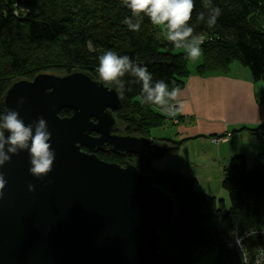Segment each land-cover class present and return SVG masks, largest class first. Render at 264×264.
<instances>
[{
	"label": "trees",
	"instance_id": "trees-1",
	"mask_svg": "<svg viewBox=\"0 0 264 264\" xmlns=\"http://www.w3.org/2000/svg\"><path fill=\"white\" fill-rule=\"evenodd\" d=\"M194 5L186 25L193 29L192 35L180 43L184 47L193 38L204 36L196 73H225L236 62L249 70L253 81L264 84V0H194ZM217 8L220 15L209 27ZM126 17L132 24H140L139 31L128 29L123 23ZM178 49L166 40L165 30L154 26L144 13L132 16L123 0H0V126L5 113L2 97L13 82L31 80L40 73L63 76L73 72L101 81L98 58L109 50L127 55L133 66L146 67L152 75L150 87L163 81L167 91L180 90L189 70L188 52ZM101 82L114 88L121 99L113 113L115 133L153 143L139 154L104 150L97 157L120 165L133 164L151 176L176 204L170 229L159 231L163 248L158 264H191L198 252L211 250L216 252L214 264H243L239 248L230 243L235 231L241 236L264 229L263 157L252 167L243 154L230 158L221 181L228 198L226 207L222 199L205 193L196 178L155 167L158 160L176 154L183 142L156 140L150 135L151 130L165 125L163 111L175 100L166 96L164 105L143 100L147 96L142 92L143 82L131 70L116 81ZM70 114L62 110L59 116ZM256 130L248 132L257 135ZM260 243L261 238L248 237L241 246L251 256Z\"/></svg>",
	"mask_w": 264,
	"mask_h": 264
},
{
	"label": "water",
	"instance_id": "water-1",
	"mask_svg": "<svg viewBox=\"0 0 264 264\" xmlns=\"http://www.w3.org/2000/svg\"><path fill=\"white\" fill-rule=\"evenodd\" d=\"M2 101L4 117L16 112L33 136L45 121L53 163L33 175L31 139L9 151L3 128L0 264H158L173 198L133 164L97 157L139 154L153 143L115 133L118 92L81 72L40 73L13 82ZM62 110L71 114L60 117Z\"/></svg>",
	"mask_w": 264,
	"mask_h": 264
},
{
	"label": "crops",
	"instance_id": "crops-1",
	"mask_svg": "<svg viewBox=\"0 0 264 264\" xmlns=\"http://www.w3.org/2000/svg\"><path fill=\"white\" fill-rule=\"evenodd\" d=\"M181 104L183 107L177 112ZM171 107L172 110L167 111V122H172V128H162L166 136L174 141H186L183 146L200 142L204 145L196 146L199 150L205 146L212 150L210 163L202 160L207 158V147L202 150L203 157L200 154V159L191 163L196 170L191 176L202 188L205 186L208 193L210 180L206 178L217 174V181H221L220 165L224 167L233 155L243 154L251 167L259 157L264 159V84L253 81L249 70L242 65L235 62L225 73L204 76L192 70ZM250 128L257 129V135L249 133ZM167 159L166 156L162 160L169 161Z\"/></svg>",
	"mask_w": 264,
	"mask_h": 264
},
{
	"label": "clouds",
	"instance_id": "clouds-1",
	"mask_svg": "<svg viewBox=\"0 0 264 264\" xmlns=\"http://www.w3.org/2000/svg\"><path fill=\"white\" fill-rule=\"evenodd\" d=\"M123 4L130 9L132 16H139L144 13L154 26H161L165 30V38L173 42L175 48H181L180 42L187 40L192 35L193 29L186 27L188 21L191 19V14L195 7L194 0H123ZM215 15L209 21V27L216 23V16L220 15V9H214ZM202 18L199 14L198 19ZM124 24L128 26L131 31H139L140 24H132L129 18H125ZM204 43V36H197L192 39L190 44L184 45L187 49L189 61H196L201 56L200 45ZM91 43L89 48L91 49ZM99 65L97 72L99 79L105 83L116 81L125 72L131 70L133 76L138 77L142 84V92L146 93V97H142L145 101H150L155 105H164L166 103L165 97L175 100L180 90L173 88L171 92L167 91V85L163 81H157L155 87H150L152 75L148 72L146 67H136L130 62L127 55L118 56L115 52L109 50L101 55L99 58ZM183 105L176 111L179 112ZM176 113L174 112L173 115ZM16 112H9L4 117L2 128L7 129L11 135L7 143L14 147L9 151H15V146L21 148L27 147V142L31 139L30 153L33 157L31 168L33 175H46L53 163L52 153L49 151L50 145L47 143L49 135L44 131L45 121L40 120L36 133L33 136L31 129L25 127L24 123L17 118ZM4 134L0 131V141H3ZM3 148V143L0 142V149ZM7 157H5L6 159ZM3 163V161H0ZM5 181L0 175V190L4 188Z\"/></svg>",
	"mask_w": 264,
	"mask_h": 264
},
{
	"label": "rangeland",
	"instance_id": "rangeland-1",
	"mask_svg": "<svg viewBox=\"0 0 264 264\" xmlns=\"http://www.w3.org/2000/svg\"><path fill=\"white\" fill-rule=\"evenodd\" d=\"M177 52H187V49L185 47H182V48L178 49ZM201 61H202V55L196 61H189L188 60L187 68H188L189 72H191L192 70H196L197 67L200 65ZM169 109L172 110V107L170 106ZM167 111H168V109L164 110L163 113L165 114V116L168 117ZM175 122H176V120H175ZM171 123L172 122H167V120H165V125L163 127L168 126V128H172L173 124H171ZM162 128H157V129L151 130V132H150L151 138L156 139V140H158V139H172V137L166 136V134L162 131L163 130ZM119 135H121V134H119ZM226 136L228 137L229 134H227ZM218 139H221V138H217L216 140H218ZM185 142H182V144L179 147V150L176 154L167 156L168 157L167 160H169V161L160 159L157 162H155V167L159 170L172 171V172H178V173L181 172L186 177H192L191 176V175H193L192 173H195L196 170H195V167L193 165H191V163H196V160L200 159V157H199L200 154L203 157L202 150L205 149V147H207V146H205V147L201 148V150H199L200 147H196V146H202V145H204V143L199 142V143H197V145H186V146H188V147H186L185 145L183 146V144ZM206 149H208V150H205L206 153L208 154L207 158H204L202 160H204L203 161L204 163H207V161L210 163L209 160L211 157L209 155H212L213 153H212V150H210L211 148L207 147ZM110 163H112V162H110ZM222 165L223 164H221L220 166H221V172H222V176H223L224 167L225 168L228 167L229 162L227 164H224V167H222ZM248 165H249V167H251V162H249ZM180 166H181V168H180ZM182 167H184V170L181 171L180 169H182ZM207 172L209 174L211 173L212 176L215 175L211 171H207ZM203 174H206V171H204ZM218 175H219V171H218ZM216 177H217V174H216ZM216 177L210 176V177L206 178V180H210V184L207 185L208 188L210 189V191H209L210 193H208L206 191L205 186H204L205 188L203 187L202 189H204L205 193H207L209 195L210 194L215 195L217 199H222L225 203V206L228 207L227 195H226L225 191L221 188L222 178H221V181H217ZM215 257H216L215 250L198 252L196 254V256L194 257L191 264H214Z\"/></svg>",
	"mask_w": 264,
	"mask_h": 264
},
{
	"label": "built area",
	"instance_id": "built-area-1",
	"mask_svg": "<svg viewBox=\"0 0 264 264\" xmlns=\"http://www.w3.org/2000/svg\"><path fill=\"white\" fill-rule=\"evenodd\" d=\"M259 237L261 238V243L254 247L253 254H250L243 249L241 242L246 238ZM231 245H236L239 248L241 259L243 264H264V229L252 230L244 235L239 236L238 232H233V241Z\"/></svg>",
	"mask_w": 264,
	"mask_h": 264
}]
</instances>
